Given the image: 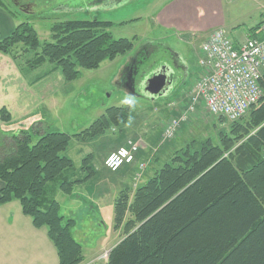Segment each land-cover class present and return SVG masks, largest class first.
Segmentation results:
<instances>
[{
  "label": "trees",
  "instance_id": "16d2710c",
  "mask_svg": "<svg viewBox=\"0 0 264 264\" xmlns=\"http://www.w3.org/2000/svg\"><path fill=\"white\" fill-rule=\"evenodd\" d=\"M0 8H6L4 0ZM111 26L109 21L57 20L51 24L50 40L42 41L35 26L23 21L9 35L0 36V53L9 55L21 70L49 63L60 68L67 81H74L81 77L80 69H98L102 62L134 50L135 38H115ZM130 108L110 107L77 134L40 128L36 134L21 130L5 137L0 144V205L18 201L35 227L47 228L60 264L82 263L83 246L74 236L78 223L61 212L56 194L72 195L77 186L94 178L97 169L92 153L77 169L69 145L73 137L90 143L118 129L116 145L139 143L136 160L127 164V172V165L117 171L107 168L105 161L104 166L134 179L137 187L127 186L115 199L114 229H123L125 236L111 250L107 264H264V97L244 123L236 121L228 132H219V143L192 138L160 161L163 149L173 143L165 141L164 130L151 154L153 173L143 178L137 170L146 166L145 174L152 157L147 158L141 140L127 139ZM0 119L5 124L12 121L8 108L0 109Z\"/></svg>",
  "mask_w": 264,
  "mask_h": 264
},
{
  "label": "rangeland",
  "instance_id": "374dc122",
  "mask_svg": "<svg viewBox=\"0 0 264 264\" xmlns=\"http://www.w3.org/2000/svg\"><path fill=\"white\" fill-rule=\"evenodd\" d=\"M4 1L6 9L17 14L19 23L30 21L35 26L42 41L50 40L51 24L57 20H99L112 22L110 31L115 38H135V48L128 55L102 62L98 69H80L81 77L74 81H67L60 68L49 63L36 70H21L18 66L21 76L16 78L19 81L18 90L13 93L14 98H10V95L5 99L0 98V109L6 106L12 113L10 123L2 124L4 122L0 120V144L5 137L21 130L36 134L35 130L42 128L43 132L77 134L100 118L106 109L130 106L131 123L127 127V139L141 140L147 158H150L154 147L162 142L164 126L167 129L174 119H180L186 114L188 118L181 121L177 133L165 140L173 141L160 154V161H165L174 149L181 147V143L192 138H211L219 143V132H228L234 123L211 115L204 102L194 100V89L202 74L199 45L208 35L193 33L187 40L178 38L163 29L156 19L167 6L174 3L184 8L195 21H200L202 28L208 30L214 26H223L234 41L243 42L252 34V28L261 22L264 0H223L219 12L209 11L208 5L180 3L179 0H37L30 14L18 10L10 0ZM154 47V54L160 51L163 55L171 56L175 52L181 55L187 65L184 82L174 84L171 94L166 92L155 99L144 91L149 75L152 76L151 66L147 67L149 61L141 62L143 50ZM133 66L136 73L132 72L131 75L135 83L132 91L129 70ZM12 81L6 79V83ZM185 98H190L189 112L181 116L170 115L167 109L173 111L174 107L170 108L169 105L173 102L179 104ZM186 110H182V114ZM248 114L240 123L248 119ZM118 134V129H112L90 143L73 137L69 145L68 154L77 169L81 168L83 158L90 153L94 154L93 165L97 169L94 178L77 186L72 195L61 191L56 194V199L61 203V212L78 223L74 236L82 244L85 255L80 264H107L111 250L125 236L123 229H114V202L127 186L133 189L137 186L134 179L122 173H113L104 166L106 157L122 146L115 143ZM36 136L39 137L35 135L34 142L37 141ZM154 157L145 174L146 166L141 171L137 170V174L143 173L144 177L152 175ZM144 159L140 158V161ZM127 166L126 172L129 169ZM135 167L137 169V164ZM132 177H136L135 171ZM19 205L16 202L14 207ZM21 215L27 216L23 213ZM28 219L31 221L32 218L28 216Z\"/></svg>",
  "mask_w": 264,
  "mask_h": 264
},
{
  "label": "built area",
  "instance_id": "2783aa9c",
  "mask_svg": "<svg viewBox=\"0 0 264 264\" xmlns=\"http://www.w3.org/2000/svg\"><path fill=\"white\" fill-rule=\"evenodd\" d=\"M199 51L202 74L194 100L204 102L213 116L240 121L264 97V12L260 25L243 42L236 43L225 28H217L200 43ZM187 118L185 114L174 119L165 137L172 138ZM138 152L139 143L130 140L109 154L105 165L117 171L134 163Z\"/></svg>",
  "mask_w": 264,
  "mask_h": 264
},
{
  "label": "crops",
  "instance_id": "0c3cea01",
  "mask_svg": "<svg viewBox=\"0 0 264 264\" xmlns=\"http://www.w3.org/2000/svg\"><path fill=\"white\" fill-rule=\"evenodd\" d=\"M179 1L180 3L187 4L194 3L208 5V10H217L219 12L221 11V4L223 0ZM156 21L161 27H163V29L170 31L178 38L180 37L186 40L188 39L189 35L193 33H205L206 35H208L207 33H210L212 29H214V27L216 28V26L211 29L208 28V30L202 28V24L200 21H195L194 18H191L187 15V12H185L184 8L178 5H174V3L167 6L166 9L159 14ZM18 24L19 20L17 19V15L11 14V12L6 8H0L1 37L9 35ZM217 27L224 28L223 26ZM236 43L239 44L240 42L236 41ZM173 54L176 53L173 52ZM176 55L178 59L181 60V63L184 66L183 79L179 81L182 83L184 82V76L187 74V65L181 55ZM161 57L167 58L166 55H161ZM159 59L160 58H156L155 61ZM157 65V62L153 64L151 68L152 72L157 68ZM17 68L18 66L16 62H14V60L9 55L0 53V98L5 99L9 95L10 98H14L13 93L18 90L17 83L19 81V79H17V81L16 78L17 76H21L20 71H18L19 68L18 70ZM7 78L12 79L13 81L11 83H6ZM173 89L168 92V94H171ZM188 102L190 103V98H185V101L181 100L179 104L173 102L172 105H169L170 108L174 107L173 111H171V109H167V111L170 115H184L185 113L189 112V109L191 107ZM178 107L181 111L178 109ZM186 108L187 110L182 114V112ZM165 129L166 125L164 126L163 131ZM184 138L187 139L188 137L184 136ZM2 187L3 183L0 181V191ZM16 202L18 201L0 205V264H60L57 249L48 235L47 228H37L33 225L32 219L30 221L28 219V216L23 217L21 215V213H23L21 210V206L19 205V207H14V204H16Z\"/></svg>",
  "mask_w": 264,
  "mask_h": 264
},
{
  "label": "flooded vegetation",
  "instance_id": "af4514ba",
  "mask_svg": "<svg viewBox=\"0 0 264 264\" xmlns=\"http://www.w3.org/2000/svg\"><path fill=\"white\" fill-rule=\"evenodd\" d=\"M10 1L13 3L14 6H16L18 8V10H20L21 12H23L25 14L32 13L34 11V7L37 5V0H10ZM148 45H153V44L149 43ZM148 45H146V46H148ZM155 51H156V48L155 47L152 48V49L145 48V52L143 50V52H144L143 56L144 57H143V60H141V62L143 61V63L149 61L147 67H150L151 66V68H152V66H153V64L155 62L158 63V65L156 66L157 68L155 67L156 69L153 72H152V69L150 68L151 69L152 76H153V74H154V72L156 70H159L160 68L162 69V67L164 65H166L169 69L172 70V74L171 73L168 74V80L169 81H173V83L176 84L180 80H182L183 79L184 66L181 63V60L178 59L177 55L176 54H172L171 56L170 55H166L167 58H162L161 55H159V54H162V53L159 51L158 53H155L154 54ZM153 54H154L155 57H154V59L151 60V57H152ZM156 58H160V59L157 60V61H155ZM134 70L136 71V68L134 66L131 67L130 70H129L130 71V73H129V77H130L129 85L131 86L132 91H133L134 86H135L134 80L132 79V76H131L132 75V72L134 74L136 73V72H134ZM152 76L149 75V79ZM147 84H148V81H147ZM146 85H145V88H146Z\"/></svg>",
  "mask_w": 264,
  "mask_h": 264
},
{
  "label": "water",
  "instance_id": "95a60500",
  "mask_svg": "<svg viewBox=\"0 0 264 264\" xmlns=\"http://www.w3.org/2000/svg\"><path fill=\"white\" fill-rule=\"evenodd\" d=\"M169 73L172 74V70L166 65H164L162 69L156 70L153 76L148 80L145 93L155 99L166 92H170L174 88V83L168 80Z\"/></svg>",
  "mask_w": 264,
  "mask_h": 264
}]
</instances>
